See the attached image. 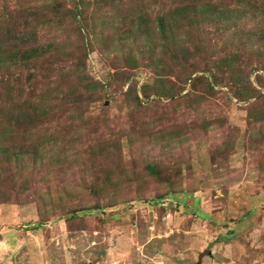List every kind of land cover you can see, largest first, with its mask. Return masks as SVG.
Listing matches in <instances>:
<instances>
[{
    "label": "rangeland",
    "instance_id": "rangeland-1",
    "mask_svg": "<svg viewBox=\"0 0 264 264\" xmlns=\"http://www.w3.org/2000/svg\"><path fill=\"white\" fill-rule=\"evenodd\" d=\"M88 1L85 84L99 97L34 129L38 162L0 153V264H264V54L209 23L189 35L173 20L174 40L130 30L132 15L154 29L181 0ZM23 3L59 17L81 4L0 9ZM258 6L240 30H264ZM42 38L67 51L65 70L82 55L68 18Z\"/></svg>",
    "mask_w": 264,
    "mask_h": 264
},
{
    "label": "trees",
    "instance_id": "trees-1",
    "mask_svg": "<svg viewBox=\"0 0 264 264\" xmlns=\"http://www.w3.org/2000/svg\"><path fill=\"white\" fill-rule=\"evenodd\" d=\"M79 1L81 4L66 9L64 17H59L61 7L56 4L40 7L23 3L15 7L4 5L0 9V153L8 155L10 161L30 159L38 162L46 152L34 135V129L59 119L74 108L79 111L86 101L99 97V81L92 80L91 85L85 84L89 77L83 59L88 54L86 38L90 33L84 23V4L90 1ZM234 1L238 4L237 7L222 6L214 0H181L167 13L156 18L154 29L138 20V17L133 18V12L128 15H132L130 30L138 32L136 37L150 34L154 38L174 40L173 20L175 24L176 20H181L189 35L191 28L209 23L216 26L214 34L219 32L218 34L229 35V39L234 43L238 36L249 34V45H257L254 52L263 55V28L257 30V27L250 25L248 33L244 25L240 30L243 23L241 20L248 12L245 8L249 7V13L253 10L251 12L258 16L254 10L260 8L259 0ZM139 16L144 17L141 14ZM67 18L76 25L85 44L77 47L78 52L82 53L77 57L78 61L65 70L61 66V56L68 54L67 51H62V46L57 41L44 42L42 30ZM251 20L257 19L251 17ZM235 59L232 57L233 62ZM191 76L190 73L188 79H191ZM77 84L80 85L81 92L90 91L84 99H80L83 95L81 92L77 93ZM75 92L77 96H74ZM150 170L156 173L155 170Z\"/></svg>",
    "mask_w": 264,
    "mask_h": 264
}]
</instances>
